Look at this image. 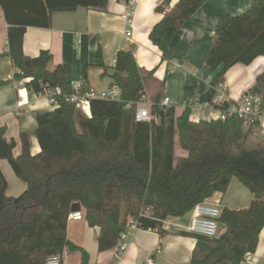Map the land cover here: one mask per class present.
Returning <instances> with one entry per match:
<instances>
[{
    "label": "trees",
    "instance_id": "obj_1",
    "mask_svg": "<svg viewBox=\"0 0 264 264\" xmlns=\"http://www.w3.org/2000/svg\"><path fill=\"white\" fill-rule=\"evenodd\" d=\"M208 0H170L156 8L163 18L149 34L152 44L168 59V48L177 32ZM109 0H0L8 24L2 57L14 67L12 80L30 95L60 87L71 94L68 68L49 69L52 54L43 50L36 58L23 49L28 27L50 28L54 12L78 8L103 11ZM205 61L211 85L225 83L226 73L242 63L264 57V0H253L247 11L227 15L218 25ZM95 66L108 72L103 55H93ZM147 72L133 51L120 50L110 74L121 91V102L93 101L88 118L74 103L58 97L61 106L37 114V139L41 152L33 156L29 137L21 135L23 152L15 156L16 141L0 128V160L8 161L16 177L26 184L16 197L7 196L9 181L0 168V264H47L49 257L80 251L83 264L88 253L74 246L67 235L71 207L84 209L90 227H98L99 251L119 248L131 227L166 234L163 222L183 217L215 194H225L238 178L253 194L247 210L224 207L215 237L181 232L196 238L191 264H241L255 253L264 229V152L247 149L248 136L240 119L191 120L198 100L197 85L181 115L174 107L151 100L157 121H137L138 103L147 97ZM261 83V82H260ZM263 86V85H262ZM261 86V87H262ZM213 97V96H212ZM127 104H131L127 108ZM228 105V104H226ZM186 156H176V142ZM63 263V259H62ZM64 264V263H63Z\"/></svg>",
    "mask_w": 264,
    "mask_h": 264
},
{
    "label": "crops",
    "instance_id": "obj_2",
    "mask_svg": "<svg viewBox=\"0 0 264 264\" xmlns=\"http://www.w3.org/2000/svg\"><path fill=\"white\" fill-rule=\"evenodd\" d=\"M109 0L103 11L78 8L70 12H54L50 28L28 27L23 49L26 55L36 58L43 50L52 54L49 69L58 65L68 68V80L82 82L87 87L105 90L113 85L110 74L116 66L120 50L133 51L136 62L153 76L147 81V97L161 101L169 100L178 115L184 112L192 99V86L197 85L198 102L204 104L214 95L211 85L214 75L205 58L215 37L219 21L227 15L240 14L251 7L253 0H208L174 36L168 48V59L162 60V52L151 43L149 34L163 14L156 8L165 0ZM179 0H170L166 9ZM8 24L0 6V83L13 79L14 67L9 57H2L8 39ZM131 36H128V33ZM102 52L108 72L94 64L93 55ZM224 83L230 100L239 99L247 92L259 93L264 98V57L255 59L252 65L236 64L225 75ZM261 82V83H260ZM263 85V86H262ZM262 86V87H261ZM260 120L249 130L247 149L264 152V104ZM52 111L45 96L30 95L23 85L0 86V128L6 127L7 138L16 141L15 156L23 152L21 135L27 133L32 155L41 152L37 139V114ZM191 120L207 119V112L192 109ZM248 131V130H246ZM176 156H186L178 141ZM0 168L9 181L7 196L16 197L25 191L26 184L20 181L8 161L0 160ZM227 193H217L207 201H220V209L247 210L253 201V194L240 179L233 178ZM80 212L84 209L80 204ZM71 213V212H70ZM72 214V213H71ZM191 213L183 217L166 220V231L161 235L131 227L124 251L118 248L100 252L98 238L100 229L90 227L83 220H71L67 226L68 239L74 246L82 247L89 255L87 264H147L152 258L155 264H191L197 245L196 238L183 236L188 232ZM255 253L247 254L241 264H264V229L259 236ZM64 264H83L80 251L66 249Z\"/></svg>",
    "mask_w": 264,
    "mask_h": 264
},
{
    "label": "built area",
    "instance_id": "obj_3",
    "mask_svg": "<svg viewBox=\"0 0 264 264\" xmlns=\"http://www.w3.org/2000/svg\"><path fill=\"white\" fill-rule=\"evenodd\" d=\"M135 3L136 0H132ZM131 36V33H128ZM73 91L71 94L63 95L60 87L55 89H45L43 96L48 99L49 105L53 110L61 106V102L58 97H64L69 103H74L78 111L83 113L88 118L93 116L92 103L93 101H115L121 102V91L117 85H112L105 90H97L92 87H87L85 83L76 82L72 83ZM213 97L206 101L204 104L197 102L193 105L192 109L201 110L207 112V120H227L231 118L240 119L242 126L245 130H251L258 123L263 112L264 98L259 93L247 92L237 100H230L224 83H220L217 87H213ZM165 107H169V100L166 99L161 102ZM228 104V105H226ZM152 103L148 97L142 102L138 103L136 109V120L139 121H157V118H153L150 108ZM131 104H127V108H130ZM198 122V121H197ZM220 201L210 203L208 201L195 206L192 209V218L188 233H194L204 237H215L219 232L218 219L222 215V209L219 207ZM71 220H83L84 214L80 211H75L69 217ZM166 221L163 222V225ZM127 235L122 236V241L119 244V254L125 249ZM63 257L55 255L49 257L46 261L47 264H63ZM147 264H155L152 258L147 260Z\"/></svg>",
    "mask_w": 264,
    "mask_h": 264
},
{
    "label": "water",
    "instance_id": "obj_4",
    "mask_svg": "<svg viewBox=\"0 0 264 264\" xmlns=\"http://www.w3.org/2000/svg\"><path fill=\"white\" fill-rule=\"evenodd\" d=\"M80 203L76 202L75 204L72 205L71 207V213H75V211H79L80 210Z\"/></svg>",
    "mask_w": 264,
    "mask_h": 264
},
{
    "label": "rangeland",
    "instance_id": "obj_5",
    "mask_svg": "<svg viewBox=\"0 0 264 264\" xmlns=\"http://www.w3.org/2000/svg\"><path fill=\"white\" fill-rule=\"evenodd\" d=\"M220 231H221V229H220ZM220 231H219V233H220Z\"/></svg>",
    "mask_w": 264,
    "mask_h": 264
}]
</instances>
